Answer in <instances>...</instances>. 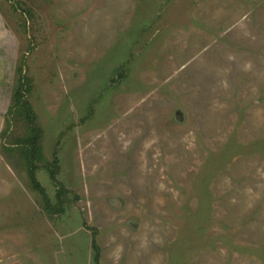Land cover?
Returning a JSON list of instances; mask_svg holds the SVG:
<instances>
[{
  "label": "rangeland",
  "instance_id": "1",
  "mask_svg": "<svg viewBox=\"0 0 264 264\" xmlns=\"http://www.w3.org/2000/svg\"><path fill=\"white\" fill-rule=\"evenodd\" d=\"M23 59L53 216L4 148ZM93 233L102 264H264V0H0V264H95Z\"/></svg>",
  "mask_w": 264,
  "mask_h": 264
},
{
  "label": "trees",
  "instance_id": "2",
  "mask_svg": "<svg viewBox=\"0 0 264 264\" xmlns=\"http://www.w3.org/2000/svg\"><path fill=\"white\" fill-rule=\"evenodd\" d=\"M118 70V75L121 79L124 76V67L122 66ZM31 90L32 79L25 70V60L23 59L22 64L18 67V78L12 94V102L7 110V121L9 128L12 122L21 121L25 126V132L14 139L11 147L4 148L21 158L27 170L32 188L38 191L42 197L45 212L53 216L64 213L72 191L58 177L61 169L58 149L54 150L51 160H47L44 157L42 146L44 130L38 121L33 104L29 100ZM8 131V129L5 130L3 136L9 135ZM41 167L46 169L57 187L55 193L56 202L50 197L47 189L42 185L37 176L38 170ZM91 243L94 251V263L102 264V248L97 241L96 233H93Z\"/></svg>",
  "mask_w": 264,
  "mask_h": 264
}]
</instances>
